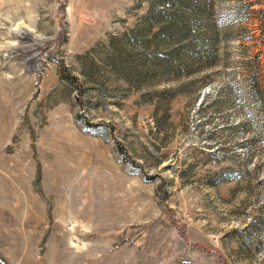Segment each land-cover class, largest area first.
<instances>
[{
	"label": "rangeland",
	"instance_id": "obj_1",
	"mask_svg": "<svg viewBox=\"0 0 264 264\" xmlns=\"http://www.w3.org/2000/svg\"><path fill=\"white\" fill-rule=\"evenodd\" d=\"M0 264H264V0H0Z\"/></svg>",
	"mask_w": 264,
	"mask_h": 264
},
{
	"label": "trees",
	"instance_id": "obj_2",
	"mask_svg": "<svg viewBox=\"0 0 264 264\" xmlns=\"http://www.w3.org/2000/svg\"><path fill=\"white\" fill-rule=\"evenodd\" d=\"M59 72H60V76H61L62 79L68 81L70 84H72V86H73L74 88H76V90H77L78 92L75 93V96H76V98L79 100V93H80V89H81V83H80V81L78 80V78H77L75 75L70 74V73L68 72V70H67V67H66L65 65H63V64H61V65L59 66ZM78 116H79V118H80L81 120H83V122H84L86 125H90V126H93V125H94V124L91 125V123H89L88 120H87L85 117H83V116H81V115H78Z\"/></svg>",
	"mask_w": 264,
	"mask_h": 264
}]
</instances>
